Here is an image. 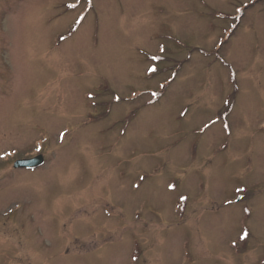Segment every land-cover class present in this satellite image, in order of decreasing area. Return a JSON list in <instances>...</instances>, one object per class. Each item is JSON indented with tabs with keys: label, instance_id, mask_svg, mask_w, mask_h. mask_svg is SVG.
<instances>
[{
	"label": "rangeland",
	"instance_id": "obj_1",
	"mask_svg": "<svg viewBox=\"0 0 264 264\" xmlns=\"http://www.w3.org/2000/svg\"><path fill=\"white\" fill-rule=\"evenodd\" d=\"M0 155V264H264V0H0Z\"/></svg>",
	"mask_w": 264,
	"mask_h": 264
},
{
	"label": "water",
	"instance_id": "obj_2",
	"mask_svg": "<svg viewBox=\"0 0 264 264\" xmlns=\"http://www.w3.org/2000/svg\"><path fill=\"white\" fill-rule=\"evenodd\" d=\"M43 163V158L39 155L31 159H21L14 163L15 167H37Z\"/></svg>",
	"mask_w": 264,
	"mask_h": 264
},
{
	"label": "snow or ice",
	"instance_id": "obj_3",
	"mask_svg": "<svg viewBox=\"0 0 264 264\" xmlns=\"http://www.w3.org/2000/svg\"><path fill=\"white\" fill-rule=\"evenodd\" d=\"M157 58H158V57H153V59H157ZM149 71H150V72H155V71H156V68H155V67L150 68ZM117 99H119V98H117ZM212 123H215V121H212ZM204 127L207 128V127H208V124H205ZM225 127H227V125H225ZM60 137L63 138V137H64V133H60ZM170 187H171V186H170Z\"/></svg>",
	"mask_w": 264,
	"mask_h": 264
},
{
	"label": "bare ground",
	"instance_id": "obj_4",
	"mask_svg": "<svg viewBox=\"0 0 264 264\" xmlns=\"http://www.w3.org/2000/svg\"><path fill=\"white\" fill-rule=\"evenodd\" d=\"M44 164H45V163H44ZM44 164H43V165H44ZM43 165H41V166H43ZM41 166L35 168L34 172H36ZM20 169H21V168H20Z\"/></svg>",
	"mask_w": 264,
	"mask_h": 264
}]
</instances>
